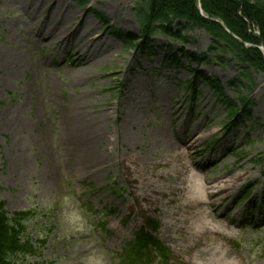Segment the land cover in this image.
<instances>
[{
	"label": "rangeland",
	"instance_id": "rangeland-1",
	"mask_svg": "<svg viewBox=\"0 0 264 264\" xmlns=\"http://www.w3.org/2000/svg\"><path fill=\"white\" fill-rule=\"evenodd\" d=\"M146 4L0 0V202L41 214L30 228L35 239L46 230L38 264H119L147 218L170 264H264V72L215 52L198 68L224 96L255 103L230 130L195 65L166 62L182 48L207 53L205 31L182 23L187 44L158 36L145 51L112 34L139 37ZM75 115L100 134L91 165ZM220 182L228 191L202 205L203 186Z\"/></svg>",
	"mask_w": 264,
	"mask_h": 264
},
{
	"label": "trees",
	"instance_id": "trees-1",
	"mask_svg": "<svg viewBox=\"0 0 264 264\" xmlns=\"http://www.w3.org/2000/svg\"><path fill=\"white\" fill-rule=\"evenodd\" d=\"M147 6L138 12L140 36L112 30L115 37L126 42L127 48L146 50L158 36H166L173 41L187 44L182 23L193 30H203L212 38L207 53L196 55L183 48L166 59L167 64L178 65L180 57H186L196 66L189 68L195 81L199 79L221 96L222 104L227 109L228 125H238L250 117L254 102L248 98L232 101L224 96L222 86L212 81L198 68L209 54L221 53L234 58L260 72H264V54L258 49L264 45V0H146ZM177 23V25H176ZM179 23V24H178ZM257 29L260 39L250 32ZM241 41V42H240ZM248 45L249 47H246ZM189 83L188 88H194ZM232 125V126H233ZM232 126L228 127L229 129ZM248 195H246V198ZM112 213V212H110ZM38 219V213L32 210L9 212L0 202V264H38L41 249L46 244V230L38 227L41 233L35 239L30 228ZM147 226L157 230L155 221L147 220ZM105 224L100 226L107 233ZM169 251L149 233L142 229L134 239L127 242L125 250L119 256L120 264H167ZM35 261H32V259Z\"/></svg>",
	"mask_w": 264,
	"mask_h": 264
},
{
	"label": "bare ground",
	"instance_id": "bare-ground-1",
	"mask_svg": "<svg viewBox=\"0 0 264 264\" xmlns=\"http://www.w3.org/2000/svg\"><path fill=\"white\" fill-rule=\"evenodd\" d=\"M61 31L59 30L57 32L61 34ZM47 38L50 37L47 36ZM86 64H89V61L86 62ZM71 133L77 136L82 143H83L82 137L86 139V144L81 147L84 152L83 157L87 159V163L91 165L92 163L97 162L99 160V156L94 150H92V146L94 147V144L97 143L100 134L98 133V130L97 129L95 130L94 126H92L91 119H89L87 116L84 115H78V116L75 115ZM195 143L196 141L192 140L190 144L187 147H185L187 153L190 147H192ZM214 184L215 183H207L203 186V192L205 194L206 201H204L202 205L204 206L212 205L213 204L212 200H216V197L218 195L227 192L230 187V184L227 182H220L215 185ZM198 190L199 188L195 189V193L193 196L194 198L195 195L198 196L200 194Z\"/></svg>",
	"mask_w": 264,
	"mask_h": 264
},
{
	"label": "water",
	"instance_id": "water-1",
	"mask_svg": "<svg viewBox=\"0 0 264 264\" xmlns=\"http://www.w3.org/2000/svg\"><path fill=\"white\" fill-rule=\"evenodd\" d=\"M254 36H256V37H258L259 39H260V35L259 34H253ZM261 50L263 51V53H264V45H262V48H261Z\"/></svg>",
	"mask_w": 264,
	"mask_h": 264
}]
</instances>
